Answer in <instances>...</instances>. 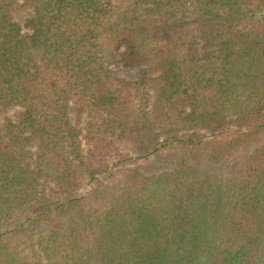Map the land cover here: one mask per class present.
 <instances>
[{"label": "trees", "instance_id": "obj_1", "mask_svg": "<svg viewBox=\"0 0 264 264\" xmlns=\"http://www.w3.org/2000/svg\"><path fill=\"white\" fill-rule=\"evenodd\" d=\"M0 264H264V0H0Z\"/></svg>", "mask_w": 264, "mask_h": 264}, {"label": "rangeland", "instance_id": "obj_2", "mask_svg": "<svg viewBox=\"0 0 264 264\" xmlns=\"http://www.w3.org/2000/svg\"><path fill=\"white\" fill-rule=\"evenodd\" d=\"M31 17V13H19L15 16V19L22 23L25 18ZM109 69L112 72V77L115 79H122L125 81H133L141 77L144 73V67H109ZM71 106V105H70ZM15 111L10 113V116L12 117L14 115ZM69 120L72 126H74L81 135L84 133V127L86 123V118L84 116H81L80 118L76 117L73 113L69 114ZM34 151V150H32ZM167 152H164L160 155L161 158L166 157ZM130 157H134L132 152L127 156V153H121L119 157L112 158L109 161V165L107 168V171L104 175H101L99 178L103 183H118L127 173L133 165L128 161ZM225 166L231 171V172H238L239 165H238V155L235 154L233 157L228 159L225 162ZM45 188L43 187L41 189V192L44 194ZM81 194L84 193V190L80 192ZM32 211V210H31ZM44 228V225H43Z\"/></svg>", "mask_w": 264, "mask_h": 264}]
</instances>
